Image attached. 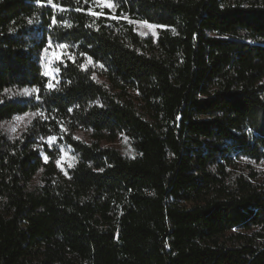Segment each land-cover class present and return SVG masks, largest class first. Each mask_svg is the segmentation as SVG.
I'll list each match as a JSON object with an SVG mask.
<instances>
[{
    "label": "trees",
    "instance_id": "trees-1",
    "mask_svg": "<svg viewBox=\"0 0 264 264\" xmlns=\"http://www.w3.org/2000/svg\"><path fill=\"white\" fill-rule=\"evenodd\" d=\"M109 1L0 0V264H264V0Z\"/></svg>",
    "mask_w": 264,
    "mask_h": 264
},
{
    "label": "rangeland",
    "instance_id": "rangeland-1",
    "mask_svg": "<svg viewBox=\"0 0 264 264\" xmlns=\"http://www.w3.org/2000/svg\"><path fill=\"white\" fill-rule=\"evenodd\" d=\"M94 2L96 3L97 8H103V9H108V10H112V8H113V5L109 0H106V3L110 4L111 7L106 6L105 0H94ZM136 26H137V32L143 37L157 38L159 32L163 29L160 27H156L153 25L146 24V23H138V24H136ZM52 53L53 52L50 51V53L46 57V63L44 65V70H45V73L50 72L54 75L53 64L57 60L52 58ZM49 77H51V76H49ZM31 119H32L31 115L18 116L16 118H14L12 121L0 125V132L7 135L8 137H12V138L17 137L29 125ZM76 137L78 139H81V140H84L87 142L89 141L88 136L81 133V132H78L76 134ZM50 142L54 143V142H56V140L52 139ZM109 146L115 147L123 155L129 156V157H132L134 155L133 150L129 147V145L125 139H121L117 143L109 145ZM45 157H46V155H44V158ZM73 162H74V158L70 154V148L67 146H63L61 158L58 162L59 168L61 170L65 171L67 168H69L73 164Z\"/></svg>",
    "mask_w": 264,
    "mask_h": 264
},
{
    "label": "snow or ice",
    "instance_id": "snow-or-ice-1",
    "mask_svg": "<svg viewBox=\"0 0 264 264\" xmlns=\"http://www.w3.org/2000/svg\"><path fill=\"white\" fill-rule=\"evenodd\" d=\"M105 3H106V0H105ZM106 6L111 7V5H110V4H107V3H106ZM92 14H93V15H96V13H92ZM53 22L55 23V20H54ZM49 47H51V45H49ZM66 47H67V45H64V44H60V45H58V48H59V49H64V48H66ZM45 51L47 52V49H46ZM52 58L55 59V60H57V61H60V60L63 59V54H62V52L54 51V52L52 53ZM70 58H71V57H70ZM45 75H46V76H51L52 79H55V76H54L52 73H50V72H46ZM47 87H48L49 89H52V88L54 87V84L50 81V82L48 83ZM28 94H29V93H28V90L25 89V90H24V95H28ZM52 139H53L52 137L49 138L50 141H51ZM45 160H47V157H45Z\"/></svg>",
    "mask_w": 264,
    "mask_h": 264
}]
</instances>
